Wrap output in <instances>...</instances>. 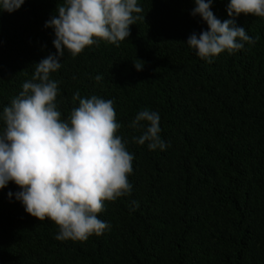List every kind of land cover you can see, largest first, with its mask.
Returning a JSON list of instances; mask_svg holds the SVG:
<instances>
[{"label":"trees","instance_id":"1","mask_svg":"<svg viewBox=\"0 0 264 264\" xmlns=\"http://www.w3.org/2000/svg\"><path fill=\"white\" fill-rule=\"evenodd\" d=\"M63 3L25 0L0 13V112L34 64L55 54L44 25ZM137 3L145 18L128 40L76 57L65 51L51 74L63 119L77 91L113 100L118 135L134 156L131 194L105 202L103 235L60 241L55 223L28 214L9 182L0 189V264H264V18L236 17L255 44L207 63L186 44L208 28L191 15L194 0ZM228 3L211 6L221 21L230 19ZM144 109L159 113L165 150L133 142L144 129L130 124Z\"/></svg>","mask_w":264,"mask_h":264},{"label":"clouds","instance_id":"2","mask_svg":"<svg viewBox=\"0 0 264 264\" xmlns=\"http://www.w3.org/2000/svg\"><path fill=\"white\" fill-rule=\"evenodd\" d=\"M213 2L194 0L191 15H199L208 28L199 35L193 33L186 42L207 63L224 52L231 55L245 44H255L245 28L236 25V17L264 18V0H229L226 11L230 19L224 21L212 12ZM24 3L0 0V13L14 12ZM142 12L137 0H64L44 25L54 30L55 54L34 64L31 79L0 112V189L15 183L20 189L16 200L32 217L54 222L59 229L57 240L85 242L110 229L98 217L105 211V202L131 194L128 177L134 156L118 135L121 124L113 100L96 95L83 98L77 91L72 99L78 106L63 119L57 104L58 81L51 74L61 68L65 51L76 57L101 41L119 46L128 40L130 25L144 21ZM134 66L138 71L143 67ZM130 127L144 129L142 135L133 137L134 143L147 142L149 150L169 146L161 138L157 112L139 111Z\"/></svg>","mask_w":264,"mask_h":264}]
</instances>
